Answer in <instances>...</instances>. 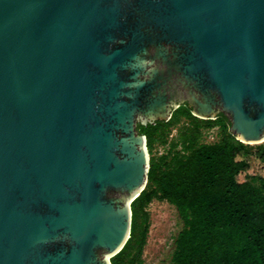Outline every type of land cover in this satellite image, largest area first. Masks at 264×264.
Segmentation results:
<instances>
[{"label":"water","instance_id":"95a60500","mask_svg":"<svg viewBox=\"0 0 264 264\" xmlns=\"http://www.w3.org/2000/svg\"><path fill=\"white\" fill-rule=\"evenodd\" d=\"M181 104L264 141V0H0V264H111Z\"/></svg>","mask_w":264,"mask_h":264},{"label":"trees","instance_id":"16d2710c","mask_svg":"<svg viewBox=\"0 0 264 264\" xmlns=\"http://www.w3.org/2000/svg\"><path fill=\"white\" fill-rule=\"evenodd\" d=\"M175 126L177 142L155 156V146H164ZM214 127L218 139L205 142ZM137 129L149 153L147 183L131 202L130 236L111 264H124L140 210L153 199L173 204L183 222L170 264H264V141L243 143L222 113L201 119L187 104L169 120Z\"/></svg>","mask_w":264,"mask_h":264},{"label":"rangeland","instance_id":"374dc122","mask_svg":"<svg viewBox=\"0 0 264 264\" xmlns=\"http://www.w3.org/2000/svg\"><path fill=\"white\" fill-rule=\"evenodd\" d=\"M178 126L171 129L164 146H155L153 151L155 156L165 153L171 144L177 142ZM203 139L205 142H215L218 139L217 128L206 131ZM139 214L136 231L126 250L124 264L132 259L133 264H170L177 235L183 228L176 207L166 200L153 199L140 210ZM141 236L142 246L138 248L137 242Z\"/></svg>","mask_w":264,"mask_h":264}]
</instances>
